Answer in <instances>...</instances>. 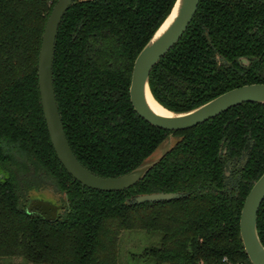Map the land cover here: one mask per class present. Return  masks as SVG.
Here are the masks:
<instances>
[{
    "label": "trees",
    "instance_id": "trees-1",
    "mask_svg": "<svg viewBox=\"0 0 264 264\" xmlns=\"http://www.w3.org/2000/svg\"><path fill=\"white\" fill-rule=\"evenodd\" d=\"M56 1L0 0V264H119L123 230L160 236L142 252L153 264H251L239 216L264 172V104L245 102L184 130L152 126L130 102L132 67L175 0H78L61 20L53 59L58 110L76 158L116 177L169 135L177 138L130 188L82 186L57 159L40 103L38 54ZM148 82L154 99L176 113L264 83V0H199ZM45 187L64 198L54 221L27 213L23 203ZM155 192L186 196L131 202ZM257 231L264 246V200Z\"/></svg>",
    "mask_w": 264,
    "mask_h": 264
},
{
    "label": "water",
    "instance_id": "water-1",
    "mask_svg": "<svg viewBox=\"0 0 264 264\" xmlns=\"http://www.w3.org/2000/svg\"><path fill=\"white\" fill-rule=\"evenodd\" d=\"M76 1L78 0H57L54 3L41 37L37 77L46 128L57 159L66 172L82 186L99 191L126 190L139 182L165 152L157 159L149 156L137 167L116 177H103L93 173L74 155L64 132L55 97L53 59L59 25L67 10ZM198 2L199 0H175L167 16L134 60L129 86L130 102L136 113L154 127L168 131L184 130L245 102L264 104V83H251L232 88L196 108L180 113L164 108L152 96L148 82L150 71L182 36L196 12ZM149 97L170 112V115L155 112L149 104ZM184 196L186 193L183 192H155L133 196L131 202L170 201ZM263 200L264 172L253 182L245 196L239 216L240 238L251 264H264V246L257 231V213ZM64 207L65 205L56 204L53 199L41 194L30 199L26 212L37 213L46 221H54Z\"/></svg>",
    "mask_w": 264,
    "mask_h": 264
},
{
    "label": "rangeland",
    "instance_id": "rangeland-1",
    "mask_svg": "<svg viewBox=\"0 0 264 264\" xmlns=\"http://www.w3.org/2000/svg\"><path fill=\"white\" fill-rule=\"evenodd\" d=\"M175 141L176 137L168 136L157 146V148L150 155V158H159L174 144ZM41 194L50 199H53L56 204L61 205L63 203L64 198L61 195L55 193L49 187H45V189L41 188L35 192L30 191L29 194H27V200L23 201L25 208L28 206L30 199L34 198L36 195ZM159 240L160 236L156 233H147L143 230L121 231L117 243L119 252V264H153L152 260L145 257L144 255L142 256V252L147 247L157 246L159 244ZM12 262L18 263V260L13 259Z\"/></svg>",
    "mask_w": 264,
    "mask_h": 264
},
{
    "label": "bare ground",
    "instance_id": "bare-ground-1",
    "mask_svg": "<svg viewBox=\"0 0 264 264\" xmlns=\"http://www.w3.org/2000/svg\"><path fill=\"white\" fill-rule=\"evenodd\" d=\"M149 104L152 107V109L162 115H170V112L163 109L158 103H156L152 98L149 97Z\"/></svg>",
    "mask_w": 264,
    "mask_h": 264
},
{
    "label": "flooded vegetation",
    "instance_id": "flooded-vegetation-1",
    "mask_svg": "<svg viewBox=\"0 0 264 264\" xmlns=\"http://www.w3.org/2000/svg\"><path fill=\"white\" fill-rule=\"evenodd\" d=\"M240 61H242V63H243L244 65H247V64H248V60H247V58H245V57H241V58H240ZM229 169H231V168H229ZM225 175L227 176V178H229L230 173H229L228 171H225ZM62 205H64V203H62ZM62 210H63V208H62Z\"/></svg>",
    "mask_w": 264,
    "mask_h": 264
},
{
    "label": "built area",
    "instance_id": "built-area-1",
    "mask_svg": "<svg viewBox=\"0 0 264 264\" xmlns=\"http://www.w3.org/2000/svg\"><path fill=\"white\" fill-rule=\"evenodd\" d=\"M223 261H224V262H227V259L224 258ZM235 264H247V263H244V262H237V263H235Z\"/></svg>",
    "mask_w": 264,
    "mask_h": 264
}]
</instances>
